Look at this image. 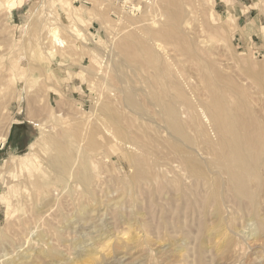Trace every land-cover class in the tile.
I'll use <instances>...</instances> for the list:
<instances>
[{
  "label": "rangeland",
  "instance_id": "1",
  "mask_svg": "<svg viewBox=\"0 0 264 264\" xmlns=\"http://www.w3.org/2000/svg\"><path fill=\"white\" fill-rule=\"evenodd\" d=\"M152 1L0 0V264H264V0ZM217 104L253 200L213 167Z\"/></svg>",
  "mask_w": 264,
  "mask_h": 264
},
{
  "label": "bare ground",
  "instance_id": "2",
  "mask_svg": "<svg viewBox=\"0 0 264 264\" xmlns=\"http://www.w3.org/2000/svg\"><path fill=\"white\" fill-rule=\"evenodd\" d=\"M121 1L126 2V0H121ZM152 2H154V1H152ZM166 2H167V0H160L157 3L158 4L157 7L161 10V13L165 12V6L169 5ZM166 9H167V7H166ZM147 34H148V32H147ZM140 42H142V40H138L139 45H140ZM139 50H140V48H139ZM136 51H137V49H136ZM142 53H144V52H142ZM120 63H121V61H120ZM128 99L131 102L130 103L131 105L135 106L137 104L136 101L134 100L133 96H129ZM218 102H219V100L217 101V103ZM173 105H174L173 102L168 103L167 107L165 108V112L170 117L169 123L171 124V126L174 127L176 130H179L181 127L179 126L180 123H178L179 121L177 119L178 114H177L176 108ZM219 105H220V103H219ZM219 105L217 104V106L215 108L211 109V111H212L211 117H213L215 122L217 123V125H219L218 128H220L221 136H224L225 132L228 134L230 133V135L227 134L226 135L227 137H221L222 141H220L219 145L223 151H220L221 153L218 154L216 156V158H214L213 167L217 166V168L219 167V168L223 169L226 172V174H228L229 183H231L232 190L236 193V195L246 196L249 199H252L253 194L250 190L249 181H250V177L255 176V172L257 169L256 164H257V160H258V153L255 150L256 146L253 149V147H254L253 145H255V144L251 145L252 143L250 141L252 140V138H251L252 136L249 133L250 131H248V128L246 126L247 124L245 125V124L240 123L242 121L237 122L236 121L237 119L235 117H233V115L229 109H227L225 106H219ZM222 132H224V133H222ZM6 136H7L6 133H2V135L0 137L1 144L5 141ZM33 144L34 143H30L29 147L31 148L33 146ZM52 146L54 147L55 150L60 148V144L57 140L52 141ZM72 158H74L73 155L71 156V154H67V153L65 155H60V153L52 154L48 159V165L51 167V169L53 171V177H50L51 179H49V181L46 184H51V183H56V184L63 183V184H65V183H67L66 180H67L68 173H70V169H71V165H72ZM191 158H189V156H188L189 160L187 162H188V164H190L189 169L191 171H194L196 174L203 172V168L201 166H197L195 164V161L190 160ZM205 169H206V167L204 168V170ZM75 172H74L75 174L72 173L74 175V181H76L82 185H85L87 183V181L89 180V178H88L89 176L87 173V166L83 165L82 167H80V169H78ZM217 183L218 182H216V185H217ZM214 187H215V185H214ZM42 235H44V234H42ZM87 250H89V249H87ZM83 253L85 254V252H83ZM55 254L56 253L53 250H48V251L44 252L43 256L44 257L45 256L53 257ZM82 256H83V254H82ZM83 257H84L83 259H85V256H83Z\"/></svg>",
  "mask_w": 264,
  "mask_h": 264
},
{
  "label": "built area",
  "instance_id": "3",
  "mask_svg": "<svg viewBox=\"0 0 264 264\" xmlns=\"http://www.w3.org/2000/svg\"><path fill=\"white\" fill-rule=\"evenodd\" d=\"M126 3V2H125ZM127 6H129V5H127Z\"/></svg>",
  "mask_w": 264,
  "mask_h": 264
}]
</instances>
